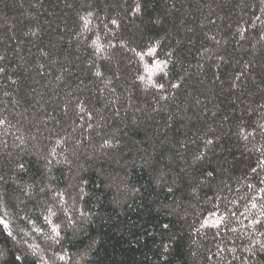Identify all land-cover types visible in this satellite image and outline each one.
I'll use <instances>...</instances> for the list:
<instances>
[{
  "label": "trees",
  "instance_id": "16d2710c",
  "mask_svg": "<svg viewBox=\"0 0 264 264\" xmlns=\"http://www.w3.org/2000/svg\"><path fill=\"white\" fill-rule=\"evenodd\" d=\"M0 264H264V0H0Z\"/></svg>",
  "mask_w": 264,
  "mask_h": 264
},
{
  "label": "snow or ice",
  "instance_id": "6c2138e0",
  "mask_svg": "<svg viewBox=\"0 0 264 264\" xmlns=\"http://www.w3.org/2000/svg\"><path fill=\"white\" fill-rule=\"evenodd\" d=\"M0 223H2V221H0Z\"/></svg>",
  "mask_w": 264,
  "mask_h": 264
}]
</instances>
